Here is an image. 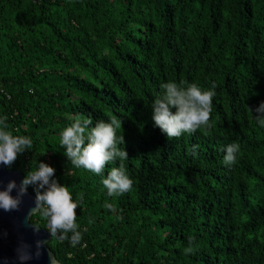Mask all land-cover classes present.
Listing matches in <instances>:
<instances>
[{
  "label": "trees",
  "instance_id": "obj_1",
  "mask_svg": "<svg viewBox=\"0 0 264 264\" xmlns=\"http://www.w3.org/2000/svg\"><path fill=\"white\" fill-rule=\"evenodd\" d=\"M168 81L216 84L211 135L169 140L154 125ZM261 101L264 0H0V119L33 141L7 168L24 178L43 161L83 198L79 244H47L61 264H264ZM76 116L122 121L130 192L109 197L101 176L64 155L60 133Z\"/></svg>",
  "mask_w": 264,
  "mask_h": 264
},
{
  "label": "clouds",
  "instance_id": "obj_2",
  "mask_svg": "<svg viewBox=\"0 0 264 264\" xmlns=\"http://www.w3.org/2000/svg\"><path fill=\"white\" fill-rule=\"evenodd\" d=\"M161 92L151 104L152 120L166 137L171 140L180 138L183 134H194L202 130L204 135H211L214 125L210 123L212 102L216 95V84L204 90L196 83L185 84L175 81L164 82L160 85ZM174 110V111H173ZM253 113V109L248 106ZM255 119L259 126L264 127V101L255 109ZM7 117L0 119V164L11 167L19 154L33 148V141L26 135H14L8 130ZM122 126V121L110 117L108 121L98 120L93 125L90 117H73L71 123L60 133V145L64 155L71 161L75 168H84L102 177V184L109 197H117L133 189V179L127 174L123 163L128 158L123 135H117V130ZM198 145L192 147V155H196ZM222 163L231 166L236 162L240 151L238 143L226 145ZM119 161L118 166L111 167L107 175L104 169L107 165ZM55 169L41 161L35 170H30L19 185L15 180H10L3 190H0V209L6 212L19 210L22 198L27 193L29 185H35V200L33 207L27 214L31 220L39 214L45 221L44 226L52 238L68 241L75 247L82 240L80 225L77 223L76 209L82 204L80 200H73L69 187L60 184L54 178ZM16 189V195L11 193ZM43 190V191H42ZM104 207L111 212H116L114 204L105 202ZM32 221V220H31ZM34 231H39L38 225L33 223ZM195 238H188V246L184 254H192ZM48 244L47 240L36 241L35 256L41 254V247ZM30 245L22 244L18 249V258L25 261L32 258Z\"/></svg>",
  "mask_w": 264,
  "mask_h": 264
},
{
  "label": "water",
  "instance_id": "obj_3",
  "mask_svg": "<svg viewBox=\"0 0 264 264\" xmlns=\"http://www.w3.org/2000/svg\"><path fill=\"white\" fill-rule=\"evenodd\" d=\"M22 179L19 170L9 169L0 164V190L6 188L10 180H15L19 185ZM11 194L15 196L16 189H13ZM34 200L35 195L27 190L19 210L6 212L0 209V264H61L47 244L41 247V254L38 257L35 256L36 241L47 240L49 242L52 236L43 227H39L38 232L34 231L33 223L27 219V214L34 205ZM22 244L31 246L29 249L33 254L31 259L21 261L18 258L17 249Z\"/></svg>",
  "mask_w": 264,
  "mask_h": 264
}]
</instances>
